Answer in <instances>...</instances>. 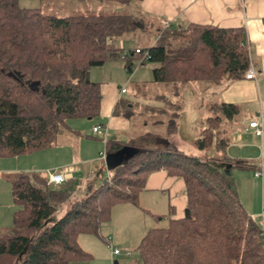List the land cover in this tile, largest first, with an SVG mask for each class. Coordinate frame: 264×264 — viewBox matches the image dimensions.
Segmentation results:
<instances>
[{"label": "trees", "instance_id": "obj_1", "mask_svg": "<svg viewBox=\"0 0 264 264\" xmlns=\"http://www.w3.org/2000/svg\"><path fill=\"white\" fill-rule=\"evenodd\" d=\"M94 1L127 7L143 0ZM128 19L126 14L43 16L36 9L19 8L17 0H0V158L47 149L69 131L67 120L98 115L101 94L99 85L88 79L89 70L121 59L131 72L132 56L140 57L134 50L129 56L111 46L112 39L130 30ZM136 50L147 52L146 61L156 64L151 70L156 84L217 87L243 78L250 65L240 28H164L152 46ZM208 109L212 116L192 145L197 151L213 147L221 156L210 159L219 167L169 145L143 151L109 141L104 146L111 162L108 179L101 176L80 195H74L71 184L52 187L36 171L14 174V210L10 230L0 233V264H68L88 258L76 237L97 236L114 205H137L146 176L160 169L182 180L185 204L181 217L171 218L168 209L166 225L150 227L139 238L135 251L140 264H264L261 227L245 211L231 173L253 166L224 157L227 138L220 124L230 123L238 109L224 103H212ZM175 132L171 122L168 138ZM60 208L63 213L49 222ZM162 218L155 215L157 222Z\"/></svg>", "mask_w": 264, "mask_h": 264}, {"label": "crops", "instance_id": "obj_2", "mask_svg": "<svg viewBox=\"0 0 264 264\" xmlns=\"http://www.w3.org/2000/svg\"><path fill=\"white\" fill-rule=\"evenodd\" d=\"M161 5H163V10ZM141 6L146 11L157 12L160 8L163 13H168L172 19L181 24L176 28L195 24L243 30L249 66L254 71V79L245 80L243 75V78L239 80L221 83L211 94L216 95L218 103L234 105L238 109V114L243 113L247 116L244 120L240 119L232 131L227 128L226 138H228L224 157L231 162L246 161L252 164V169L241 171L247 172L246 179L254 181L258 188L259 176L264 173V0H143ZM168 23L171 26V23ZM112 43L113 48L125 51L122 46H117L120 44L117 41ZM99 89L101 100L96 122L92 121L88 124L75 122L77 123L75 133L85 130L89 134L85 138L91 140V142L82 140L74 133V137L78 140V148L75 150L77 157L74 155L73 158H70L72 150L69 147L58 150H50L48 147L30 154L0 158V233L10 230L11 216L14 210L10 194V181L14 174L31 171L39 172L45 176L48 171L63 173L66 180L55 187L63 188L70 184L74 185L76 189L74 195L84 193L87 185L93 182L97 183L102 176L101 170L95 173L93 169L96 168V159H99V154L102 153L101 144L104 149L105 142L120 141L109 138L113 137L114 132H118L119 128H126L123 118L114 117L116 107L126 91L120 93L121 89L116 91L112 86L106 85H99ZM178 98L183 99V93H179ZM194 105L199 106L197 103ZM253 121H257L261 126L262 133L258 137L254 136L252 129L247 126L249 122ZM94 126H100L105 130V136L103 134L93 136L96 135L91 132V128ZM68 130L61 134H72L71 129L68 128ZM82 170L87 172L86 179L83 180L79 176ZM259 172L261 174L256 175ZM109 173L108 171L106 174ZM138 197L142 202L152 206L159 204L162 200V204L166 207L164 211L167 213L169 209L171 218L182 216L185 204L183 182L177 177L167 175L163 169L146 176ZM238 198L245 206L244 209L250 218L257 220V215L264 208V196L260 205L258 200L255 203H252L251 199L243 200V203L239 195ZM143 209L138 206V203L137 205L128 203L114 205L110 210L109 221L100 226L97 236L79 234L76 237L78 247L88 253L89 257L68 264H140L137 258L131 259V250L132 247L135 248L143 233L152 227L145 224L146 218L149 220L150 218L143 215ZM152 213L151 222L157 223L155 215H162L163 212L155 210ZM107 239H109L111 248L108 246ZM112 247L118 249L117 255L111 253ZM126 252H129V255H126Z\"/></svg>", "mask_w": 264, "mask_h": 264}, {"label": "rangeland", "instance_id": "obj_3", "mask_svg": "<svg viewBox=\"0 0 264 264\" xmlns=\"http://www.w3.org/2000/svg\"><path fill=\"white\" fill-rule=\"evenodd\" d=\"M141 3L142 1L123 7L114 3H100L94 0L84 2L73 0H17L19 8L36 9L43 16L66 17L76 15L126 14L129 16L128 22L131 28L114 40L112 39L111 46L113 47V41H117L120 43L117 46H122L125 50L124 52L127 54L133 52L135 48L145 50L153 45L160 32L164 29V22H170L171 26L169 28L171 29L181 26L168 13L166 14L161 11V9L163 10V5L156 12L146 11L141 6ZM130 62L132 64L131 72H127L123 68L124 60L121 59L107 61L100 67L91 68L88 72L91 82L98 83L100 86H112L116 91L119 89L126 91V94L122 96L114 112V117H120L125 120L126 128H119L120 130L114 132L113 137L109 139H118L143 151L158 150L169 145L188 156L208 160L212 165L219 167L220 164L217 161L210 159L221 156L220 153L215 152L213 147L205 151H197L192 145L199 131L205 127V119L212 116L211 111L208 109L209 105L218 103L216 95L211 94V92L213 93L216 90V87L198 82L189 83L184 87L165 83L156 84L151 79V70L156 67V64L148 61L140 64V58L137 56H134ZM179 92L183 93V99L178 98ZM196 103L199 106H195L194 104ZM176 105H178V108L175 107ZM174 114H177V116L171 118ZM246 117V115L240 113L234 116L230 123L227 120H222L220 127L221 129L224 128L223 135L227 134V128L232 131L233 127L238 125L240 119L244 120ZM96 119L98 117L88 120H67L66 125L71 129L72 134L64 133L63 135H58L49 146L50 150L69 147L72 150L70 158H73L74 155L77 157L75 150L78 148V140L74 137L77 124L75 122L88 124L92 121L96 122ZM171 122L175 124L176 132L168 138L167 125ZM75 134L82 140L91 142V140L85 138L87 135L89 136L85 130H79ZM163 140L166 141L164 142ZM229 141H231L230 138ZM101 150L102 152L104 150L102 144ZM95 165L96 168L93 169V172L96 173L98 170H101L102 177H105L109 170L106 169L104 161L100 160V158L96 159ZM86 173L82 170L79 173L80 179H86ZM231 173L241 201L244 203L243 200L249 201L251 199L252 203H255L258 200L260 205L264 196V173L259 176L258 188L254 181L246 179L247 172L232 170ZM51 186L55 187L54 185ZM137 203L140 208H144L143 215L150 218V220L147 218L145 220L147 226L166 225V213L164 211L166 207L162 204V200L160 201L161 204L152 206L146 202H142L137 196ZM155 210L163 212L162 220L157 223L151 222V218L153 219L152 211ZM62 211V208L57 210L50 217L49 222L57 219L63 213ZM131 254V259L137 258V253L133 247Z\"/></svg>", "mask_w": 264, "mask_h": 264}, {"label": "built area", "instance_id": "obj_4", "mask_svg": "<svg viewBox=\"0 0 264 264\" xmlns=\"http://www.w3.org/2000/svg\"><path fill=\"white\" fill-rule=\"evenodd\" d=\"M163 28H169V23L164 22ZM134 53L136 55H140V57H139L140 62H144L149 58L147 52H138V50L135 49ZM124 54L125 53H122L121 57H123ZM244 79L245 80H253L254 79V71H253L251 66H249L248 69L246 70V72L244 73ZM123 92H124V89H121L120 93H123ZM247 126L249 129H252L254 136L258 137L261 135V133H262L261 126L258 124L257 121L249 122ZM91 132L93 134H96V135L103 134L105 136V130H103L100 126L92 127ZM103 142H104V139H103ZM99 158L104 160L105 152L100 153ZM259 174H261V172L256 173V175H259ZM105 178L108 179V174H106ZM65 180H66V177L63 173L49 172V171L46 172V183L47 184L59 185V184L63 183ZM257 219H258V223L261 227L260 240H261L262 244L264 245V208H262L260 210L259 214L257 215ZM107 243H108V246H110L109 239H107ZM110 248H111V246H110ZM111 253L113 255H117L119 253V251L117 248L112 247ZM126 255H128V253H126Z\"/></svg>", "mask_w": 264, "mask_h": 264}, {"label": "water", "instance_id": "obj_5", "mask_svg": "<svg viewBox=\"0 0 264 264\" xmlns=\"http://www.w3.org/2000/svg\"><path fill=\"white\" fill-rule=\"evenodd\" d=\"M129 55H132V53H129ZM125 154H126V155H125L124 158H128L129 154H128V153H125ZM112 160H114L116 164H119V163H120V159H118V158H112L111 161H112ZM110 163H111V162H110V159H109V158L107 159L106 156H105V158H104V164H105V167H106L107 170H109L110 167H111V166H110ZM112 165H115V164L112 163Z\"/></svg>", "mask_w": 264, "mask_h": 264}]
</instances>
